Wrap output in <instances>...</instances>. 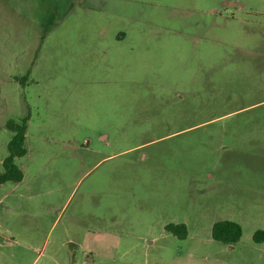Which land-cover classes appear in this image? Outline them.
<instances>
[{"label":"rangeland","instance_id":"374dc122","mask_svg":"<svg viewBox=\"0 0 264 264\" xmlns=\"http://www.w3.org/2000/svg\"><path fill=\"white\" fill-rule=\"evenodd\" d=\"M21 120L0 264H264V0H0Z\"/></svg>","mask_w":264,"mask_h":264},{"label":"trees","instance_id":"16d2710c","mask_svg":"<svg viewBox=\"0 0 264 264\" xmlns=\"http://www.w3.org/2000/svg\"><path fill=\"white\" fill-rule=\"evenodd\" d=\"M6 128L12 133V137L7 145V155L1 162L0 185L7 182L19 183L22 180V171L15 164V160L26 153L24 148L26 121H9ZM165 231L179 239H184L187 235L184 224H168L165 226ZM241 233V227L237 223L220 221L213 224L211 238L216 242L231 246L239 241ZM253 239L256 243H261L264 240V233L256 232Z\"/></svg>","mask_w":264,"mask_h":264}]
</instances>
